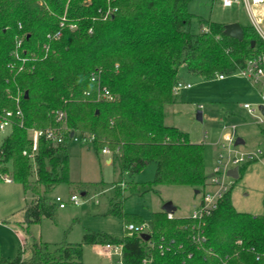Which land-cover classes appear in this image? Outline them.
Wrapping results in <instances>:
<instances>
[{
    "label": "trees",
    "instance_id": "obj_1",
    "mask_svg": "<svg viewBox=\"0 0 264 264\" xmlns=\"http://www.w3.org/2000/svg\"><path fill=\"white\" fill-rule=\"evenodd\" d=\"M190 2L0 0V119L8 111L16 114L17 98L23 113L22 120L13 116L12 130L0 144V171L11 170L13 182L33 195L23 227L55 218L58 205L49 194L72 183L67 154L72 133L92 135L98 156L104 148L118 154L123 178L157 163L153 182L127 183L125 191L132 195L159 184L199 192L207 187L203 144L165 123L180 68L203 79L232 75L264 51V43L253 26H242L244 39L238 40L226 34V24L201 18L198 23L207 31L193 33ZM59 31L62 36L55 39ZM95 74L97 82L91 80ZM102 87L116 95L115 101L98 99ZM57 111L66 113L69 133L59 146L42 138L32 161L24 154L32 148L29 130L59 126ZM115 192L107 214L125 219L122 236L89 232L76 244L34 243L28 261L20 249L14 259L0 257V264H83L84 246L97 244H121L125 264L145 259L149 264H262L256 255L264 254V215L237 211L232 187L201 223L191 216L169 218L163 210L153 213L149 240L127 229L144 221L131 219L123 211V191ZM197 235L201 242L193 239Z\"/></svg>",
    "mask_w": 264,
    "mask_h": 264
},
{
    "label": "rangeland",
    "instance_id": "obj_2",
    "mask_svg": "<svg viewBox=\"0 0 264 264\" xmlns=\"http://www.w3.org/2000/svg\"><path fill=\"white\" fill-rule=\"evenodd\" d=\"M188 9L194 15L189 26L193 33H198L201 29L207 31L208 26L201 28L199 25L200 18L226 25L240 23L242 26H250L252 23L242 5L227 8L222 6L220 0H192ZM260 27L264 32V23H260ZM25 35L19 38L22 45ZM179 77L180 82L191 84V88L174 94V102L165 106V123L186 132L191 142L203 144L207 182L214 176L220 144H228L226 136L234 128L235 140L242 138L245 141V144L235 146L237 150L264 151V124H258L243 107L246 103L259 105L258 94L246 78L234 74L226 75L224 80L216 77L203 79L189 74L183 66ZM21 94L19 92L18 97ZM115 99L114 94L113 101ZM199 111L203 114L202 121L197 119ZM11 130L8 127L0 131V144ZM68 142L72 183L56 186L49 196L55 199L59 194L67 200L71 194H79L81 202L77 205L68 204L63 209L58 207L54 219H43L26 228L23 227V208L33 195L30 192L25 194L18 183H0V257L14 259L18 251L23 249V259L28 261L34 243H47L52 247L61 243L76 244L89 232L122 236L125 219L107 214L110 199L115 196L116 190L123 191V211L131 219L141 218L148 226L153 213L162 211L169 202L175 207V217H190L201 202L202 192L196 193L201 189L188 185L159 184L149 193L132 195L125 191L127 183L144 185L153 182L157 172L155 161L132 177L123 178L118 154L98 156L88 143H77L71 139ZM109 159L112 160L111 163H108ZM238 168L240 177L228 179L233 182L231 199L234 207L240 212L264 215V157ZM8 174L11 175V170ZM208 189L206 187L204 190ZM84 191L87 194L82 196ZM120 260L121 255L114 245L111 248L104 244L84 246L83 264H121Z\"/></svg>",
    "mask_w": 264,
    "mask_h": 264
},
{
    "label": "built area",
    "instance_id": "obj_3",
    "mask_svg": "<svg viewBox=\"0 0 264 264\" xmlns=\"http://www.w3.org/2000/svg\"><path fill=\"white\" fill-rule=\"evenodd\" d=\"M220 3L223 7H233L235 5H242L250 16V20L252 21V26L256 30L260 39L264 43V32L260 27V23L255 14L254 7L263 5L264 0H220ZM61 26H64V23H61ZM71 28H75V26H71ZM62 36V32L59 31L54 35L55 39H60ZM22 40H19L17 43V48H21ZM15 55L18 56L17 51ZM23 69V68H21ZM20 69V70H21ZM235 75H240L246 78L252 87L256 90L259 97V105L253 106L252 104L246 103L243 105L244 109L248 112L249 115L253 116L258 124H264V113L262 108H264V51L253 54L249 57L245 64L239 68ZM232 74V75H234ZM227 74H218L216 78L220 80H224ZM98 76L97 74L92 75V81L97 82ZM191 84H184L178 81L174 86V92L177 94L182 89H190ZM88 95V93H87ZM98 99L113 101L114 95L106 88L102 87L99 92ZM18 110L16 114L11 111L5 112L2 118L0 119V131L5 130L8 127L13 126L12 118L16 115L21 120L23 119V113L19 106V98H17ZM202 108V106H200ZM258 112V114H257ZM56 123L60 124L59 126L49 127L47 129H30L29 132L31 134L32 140V148L30 152L25 151L24 154L27 155L32 161L35 159V154L39 148V142L42 138L53 143L54 146H59L64 143L66 136L69 131L66 126L67 115L63 111H57L54 114ZM23 126V122L21 123ZM73 136H70V139L77 143H88L93 145L94 137L92 135L85 134L83 136L73 133ZM235 128L229 135L226 136L228 144L221 143L219 148V157L218 164L214 169V176L208 182L207 188L208 190H204L202 192L201 202L191 215L193 220L199 221V223L203 222V219L211 216L213 212L218 208L219 203L223 200L225 194L231 189V185L233 182L228 181V179H234L228 175L229 170L234 167H241V165H245L247 163H253L258 160L263 159L264 151H254V152H241L236 149L235 145ZM103 155L112 154L108 148H104L102 150ZM13 183V179L10 174H0V183ZM55 202L59 208H65L68 204H79L82 200V197L79 194H71L67 200H65L62 196H56ZM169 218H173V214H168ZM127 229L129 231H135L138 233H146L149 229L147 224H142L140 226L130 224ZM193 239L196 242H201L203 239L199 235L194 236ZM238 245H242V241L239 240ZM108 248H111L112 245H107ZM122 245L114 246L116 251H119L120 255L122 252ZM256 260L260 263L264 264V254H257ZM121 264H125L120 260ZM142 264H149V260L145 259Z\"/></svg>",
    "mask_w": 264,
    "mask_h": 264
},
{
    "label": "water",
    "instance_id": "obj_4",
    "mask_svg": "<svg viewBox=\"0 0 264 264\" xmlns=\"http://www.w3.org/2000/svg\"><path fill=\"white\" fill-rule=\"evenodd\" d=\"M226 34L232 38L238 39V40H243L244 39V30L243 27L240 23H231V24H227L226 25ZM256 42L253 41L252 42V48L255 47ZM25 97H28V92L25 93ZM262 111L264 113V108H262ZM197 119L199 121L203 120V114L201 111L198 112L197 114ZM74 134L72 133L71 136H73ZM245 144V141L242 138H237L235 145L239 146V145H243ZM228 175L234 179H238L240 177L239 174V168L235 167L234 169L229 170ZM196 193L198 194L199 191L197 190ZM86 193L82 192V196H85ZM163 211L168 213V214H173L175 211V207L172 205V203H167L164 205L163 207ZM141 237L144 238L145 240H149L150 239V235L147 233H142Z\"/></svg>",
    "mask_w": 264,
    "mask_h": 264
},
{
    "label": "crops",
    "instance_id": "obj_5",
    "mask_svg": "<svg viewBox=\"0 0 264 264\" xmlns=\"http://www.w3.org/2000/svg\"><path fill=\"white\" fill-rule=\"evenodd\" d=\"M254 11H255V14H256V16H257V18H258V21H259V23H264V4L263 5H259V6H255L254 7ZM250 26H252V23L250 24ZM69 143L70 142H68V144H67V146H69ZM112 162V160L111 159H109L108 160V163H111ZM13 183H15V182H13ZM7 184V183H6ZM11 184V183H10ZM85 192V191H84ZM86 194H87V192H85ZM56 196H61V195H56ZM27 202V201H26ZM28 204V202L26 203V205ZM26 205H25V207H26ZM25 207L23 208V210L25 209ZM25 212V211H24ZM173 216H174V213H173Z\"/></svg>",
    "mask_w": 264,
    "mask_h": 264
}]
</instances>
